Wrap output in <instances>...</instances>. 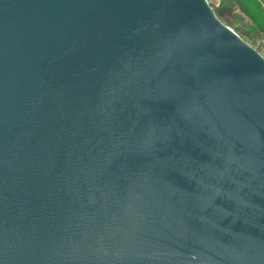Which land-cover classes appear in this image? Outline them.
I'll use <instances>...</instances> for the list:
<instances>
[{
    "label": "water",
    "instance_id": "95a60500",
    "mask_svg": "<svg viewBox=\"0 0 264 264\" xmlns=\"http://www.w3.org/2000/svg\"><path fill=\"white\" fill-rule=\"evenodd\" d=\"M0 264H264V58L206 0H0Z\"/></svg>",
    "mask_w": 264,
    "mask_h": 264
},
{
    "label": "rangeland",
    "instance_id": "374dc122",
    "mask_svg": "<svg viewBox=\"0 0 264 264\" xmlns=\"http://www.w3.org/2000/svg\"><path fill=\"white\" fill-rule=\"evenodd\" d=\"M206 1L213 11L220 4L231 5L233 9L230 22L220 21L264 58V0Z\"/></svg>",
    "mask_w": 264,
    "mask_h": 264
},
{
    "label": "trees",
    "instance_id": "16d2710c",
    "mask_svg": "<svg viewBox=\"0 0 264 264\" xmlns=\"http://www.w3.org/2000/svg\"><path fill=\"white\" fill-rule=\"evenodd\" d=\"M232 9L231 5L224 3L214 7V13L220 20H224L228 23L232 17Z\"/></svg>",
    "mask_w": 264,
    "mask_h": 264
}]
</instances>
